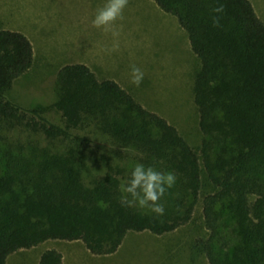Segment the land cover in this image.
Returning <instances> with one entry per match:
<instances>
[{
	"label": "trees",
	"instance_id": "trees-1",
	"mask_svg": "<svg viewBox=\"0 0 264 264\" xmlns=\"http://www.w3.org/2000/svg\"><path fill=\"white\" fill-rule=\"evenodd\" d=\"M154 1L177 17L201 62L195 103L202 157L166 118L85 64L60 69L54 104L16 103L8 92L33 66L34 46L26 34L0 28V121L49 142L10 143L1 151L0 264L50 240L82 241L94 255H111L130 232L177 230L200 201L201 158L216 191L204 199L208 234L197 248L208 264H264V21L251 0ZM218 3L225 4L220 28L212 24ZM52 109L65 126L46 116ZM100 138L108 152L92 147ZM89 161L106 170L88 185ZM136 163L175 173L160 201L163 216L120 203L121 182ZM38 264H65L64 255L47 249Z\"/></svg>",
	"mask_w": 264,
	"mask_h": 264
},
{
	"label": "rangeland",
	"instance_id": "rangeland-1",
	"mask_svg": "<svg viewBox=\"0 0 264 264\" xmlns=\"http://www.w3.org/2000/svg\"><path fill=\"white\" fill-rule=\"evenodd\" d=\"M264 16V0H254ZM106 0H0V28L26 34L34 44L35 60L31 69L15 80L8 97L33 108L56 101V82L62 59L91 60L100 63L101 74L120 81L138 102L176 126L181 135L202 157L203 133L200 112L195 103V81L201 62L191 47L187 31L176 16L162 10L154 0H129L124 19L117 22L118 49L112 51L111 33L92 26L98 6ZM257 7V5H256ZM258 8V7H257ZM144 72L139 87L131 81V66ZM119 78V79H118ZM46 116L65 126L62 114L52 109ZM73 133L88 135L81 130ZM48 140L22 127L12 128L0 121V154L10 143L29 144ZM70 141L57 142L65 148ZM99 153L110 150L103 138L92 144ZM202 166L201 198L193 219L164 235L149 231L130 232L121 248L111 255H94L82 241L50 240L32 249L13 253L7 264H38L41 254L57 248L65 264H208L197 241L208 234L203 213L204 199L216 191ZM101 163L89 161L83 175L86 184L104 174Z\"/></svg>",
	"mask_w": 264,
	"mask_h": 264
},
{
	"label": "clouds",
	"instance_id": "clouds-1",
	"mask_svg": "<svg viewBox=\"0 0 264 264\" xmlns=\"http://www.w3.org/2000/svg\"><path fill=\"white\" fill-rule=\"evenodd\" d=\"M129 0H106L102 6H98L92 26L105 33H111L114 45L111 49H118L117 22L124 19V11L128 7ZM213 27L220 28L221 20L225 12V4L218 3L212 9ZM131 83L137 87L143 82L144 72L136 65L131 66ZM177 177L174 172L161 171L152 166L136 163L129 178L124 179L120 185V203L125 207L149 209L157 216L165 214V207L160 202L169 189L176 184Z\"/></svg>",
	"mask_w": 264,
	"mask_h": 264
},
{
	"label": "crops",
	"instance_id": "crops-1",
	"mask_svg": "<svg viewBox=\"0 0 264 264\" xmlns=\"http://www.w3.org/2000/svg\"><path fill=\"white\" fill-rule=\"evenodd\" d=\"M252 1V3H253V5L255 6V9H256V11H257V14L259 15V17L264 21V16H262L261 15V13H260V6L257 4V2L255 3V1L254 0H251ZM256 5H257V7H256ZM262 9V8H261ZM3 29H9V28H3ZM10 30H12V29H10ZM15 31H17V30H15ZM23 33V32H22ZM31 40V39H30ZM33 46H34V44H33ZM35 48V47H34ZM34 51H35V49H34ZM59 63H56L58 66L60 65V67H59V71H60V69H62L64 66H67V65H72V64H85V65H87V66H89L95 73H96V75L98 76V78L100 79V80H107V79H111V80H115V79H113V78H106V77H104V76H102V72H101V68H100V63H96V62H93V61H91V60H84V61H78V60H76V61H68V60H66L65 58L64 59H62L61 61H58ZM119 79V78H118ZM116 81V80H115ZM120 81H122V80H120ZM119 80L117 81L118 83H120L121 84V82H120ZM40 259V258H39ZM39 263V262H38Z\"/></svg>",
	"mask_w": 264,
	"mask_h": 264
}]
</instances>
